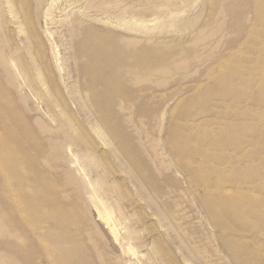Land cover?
Masks as SVG:
<instances>
[{
    "label": "rangeland",
    "instance_id": "1",
    "mask_svg": "<svg viewBox=\"0 0 264 264\" xmlns=\"http://www.w3.org/2000/svg\"><path fill=\"white\" fill-rule=\"evenodd\" d=\"M0 264H264V0H0Z\"/></svg>",
    "mask_w": 264,
    "mask_h": 264
},
{
    "label": "bare ground",
    "instance_id": "2",
    "mask_svg": "<svg viewBox=\"0 0 264 264\" xmlns=\"http://www.w3.org/2000/svg\"><path fill=\"white\" fill-rule=\"evenodd\" d=\"M97 195V194H96ZM106 208V207H105ZM106 214H107V216H106V220H110L111 219V212H110V210H108V209H106ZM104 216V215H103Z\"/></svg>",
    "mask_w": 264,
    "mask_h": 264
}]
</instances>
